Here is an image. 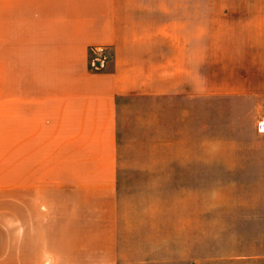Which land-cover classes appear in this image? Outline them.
<instances>
[{
  "label": "rangeland",
  "instance_id": "rangeland-1",
  "mask_svg": "<svg viewBox=\"0 0 264 264\" xmlns=\"http://www.w3.org/2000/svg\"><path fill=\"white\" fill-rule=\"evenodd\" d=\"M51 1L0 0L4 56L18 51L21 97L28 95L37 113L35 178L4 196V264H58L61 253L73 259L92 248L111 255L115 236L125 264H264V137L256 130L264 118V0H212L210 19L208 4L197 0L196 19L185 28L191 43L195 34L197 69L209 44L212 89L222 58L234 94L119 97L117 178L47 190V125L43 130L39 121L47 117ZM112 55L90 47L89 69L110 68ZM236 67L242 78L233 76Z\"/></svg>",
  "mask_w": 264,
  "mask_h": 264
},
{
  "label": "crops",
  "instance_id": "crops-1",
  "mask_svg": "<svg viewBox=\"0 0 264 264\" xmlns=\"http://www.w3.org/2000/svg\"><path fill=\"white\" fill-rule=\"evenodd\" d=\"M197 0H52L47 3V190L100 186L117 178V99L133 96L180 100L207 99L228 92V75L218 62L219 84L212 89V50L203 46V66L196 67L195 34L185 28L195 21ZM207 19L212 0H204ZM209 11V12H208ZM186 22V27L184 23ZM183 25L184 27H182ZM189 31H187L188 33ZM184 37V38H182ZM112 50L110 68L89 69V48ZM0 43V217L4 196L21 179H34L37 113L30 97H21L18 51L5 59ZM12 48V46H11ZM190 48L192 54L190 57ZM241 60L243 44L236 48ZM187 52V54L185 53ZM248 56L250 50H247ZM251 57V66L253 64ZM235 79L242 70L235 68ZM238 76H240L238 78ZM202 87L196 89V81ZM32 98V97H31ZM33 104V102L31 103ZM179 122V118H178ZM2 226V225H1ZM5 236L0 234V264ZM114 253L60 254L58 264H125ZM47 260L55 259L48 254ZM90 259H87V258ZM142 261H139L141 264ZM47 264H51L48 263Z\"/></svg>",
  "mask_w": 264,
  "mask_h": 264
},
{
  "label": "built area",
  "instance_id": "built-area-1",
  "mask_svg": "<svg viewBox=\"0 0 264 264\" xmlns=\"http://www.w3.org/2000/svg\"><path fill=\"white\" fill-rule=\"evenodd\" d=\"M96 60H98L97 62H99V66L103 67L104 64V57L101 58H97ZM256 130L259 134H261L264 137V118H262L261 120H259L256 124Z\"/></svg>",
  "mask_w": 264,
  "mask_h": 264
}]
</instances>
